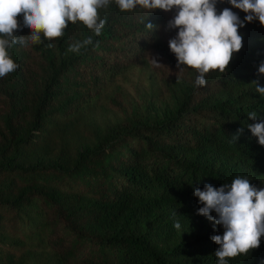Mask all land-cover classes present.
<instances>
[{
  "label": "trees",
  "instance_id": "trees-1",
  "mask_svg": "<svg viewBox=\"0 0 264 264\" xmlns=\"http://www.w3.org/2000/svg\"><path fill=\"white\" fill-rule=\"evenodd\" d=\"M216 8L246 16L229 0ZM98 14L106 20L99 36L69 22L56 40L42 36V43L9 49L19 68L0 77V264H17L6 242L17 235L43 243L59 264H217L211 237L224 228L197 214L203 205L194 190L237 176L264 188V146L248 127L264 122V97L253 84L264 87V26L245 22L243 47L228 70L210 71L198 86L199 72L178 67L169 48L176 9L122 12L110 0ZM18 23L14 35L29 36L22 15ZM89 37L92 45L68 51ZM133 67L152 71L172 114L151 121L116 91L108 105L120 119L91 146L69 161L26 160L53 124L81 115ZM252 111L256 120L248 118ZM228 264H264V237Z\"/></svg>",
  "mask_w": 264,
  "mask_h": 264
},
{
  "label": "clouds",
  "instance_id": "clouds-1",
  "mask_svg": "<svg viewBox=\"0 0 264 264\" xmlns=\"http://www.w3.org/2000/svg\"><path fill=\"white\" fill-rule=\"evenodd\" d=\"M223 2V0H221ZM110 0H0V77L15 72L19 65L10 58L9 49L19 43H42L56 40L65 34L69 22H81L96 36L101 34L106 20L98 12L106 8ZM122 12L137 7L145 10H177L169 21V29H178L177 36L169 40L170 51L176 56L178 67L183 65L197 70L196 85L205 86V74L210 71L224 73L234 57L243 47V37L239 29L245 22L258 20L264 26V0H229L232 7L246 13L244 21L231 9L217 13V0H115ZM23 16L24 27L30 30L27 37L14 35L20 29L18 17ZM146 28L153 29L152 24ZM91 37L70 46L68 51L79 53L80 49L92 45ZM51 43L48 47H52ZM99 46V42H96ZM153 64L160 66L155 59ZM181 69V71H183ZM264 74V64L258 69ZM255 90L264 97V87L254 81ZM248 118L256 120L257 112L252 111ZM258 143L264 146V122L249 125ZM239 134V130H238ZM235 140L236 137H233ZM194 196L203 207L198 215L207 217L224 228L223 235L211 237L219 245L214 255L217 264H228L230 258L247 255L259 248L264 237V188L257 189L246 177L237 176L232 182L219 188L206 184L204 189L196 188ZM212 212L217 217L211 215ZM179 230L181 224H174Z\"/></svg>",
  "mask_w": 264,
  "mask_h": 264
},
{
  "label": "rangeland",
  "instance_id": "rangeland-1",
  "mask_svg": "<svg viewBox=\"0 0 264 264\" xmlns=\"http://www.w3.org/2000/svg\"><path fill=\"white\" fill-rule=\"evenodd\" d=\"M116 91L122 92L126 103L138 114L159 121L175 110L166 98L160 83L148 68L133 67L122 73L117 83L107 89L78 117L53 124L37 147L29 150L26 160L46 163L55 158L72 160L86 146L94 143L106 127L120 119V113L108 105ZM8 249L16 256L17 264H59L54 254L37 239L17 235L7 239Z\"/></svg>",
  "mask_w": 264,
  "mask_h": 264
}]
</instances>
